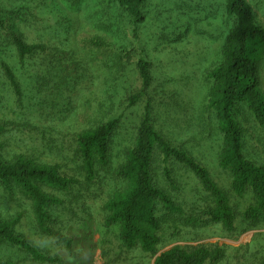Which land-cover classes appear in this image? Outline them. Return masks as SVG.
Returning a JSON list of instances; mask_svg holds the SVG:
<instances>
[{"label": "rangeland", "instance_id": "1", "mask_svg": "<svg viewBox=\"0 0 264 264\" xmlns=\"http://www.w3.org/2000/svg\"><path fill=\"white\" fill-rule=\"evenodd\" d=\"M225 1L145 0L144 19L135 24L136 31L130 25L120 33L101 20V2L94 0L80 11L62 7L76 25V33H66V26L56 29L54 17L40 15L37 8H32V0L26 1L29 7L25 0H0V19L7 27L20 33L27 44L47 48L44 54L21 60L7 33L0 32V128L4 129L0 155L5 160L22 155L59 166L62 174L77 182L70 195L48 190L62 201L50 209L56 220L52 231L70 241L68 246L40 230L31 203L18 190L8 194L0 184V218H19L17 233L49 257L50 261L43 264H154L159 255L173 247L220 249L224 256L217 264H259L264 259V222L258 226L238 224L229 234L221 225L194 227L180 220L169 221L155 256L140 248H125L120 229L106 226L105 204L125 186L115 171L134 145L149 100L156 129L208 170L230 197L237 215L254 203L250 195L237 198L232 193L230 178L219 167L222 137L217 121L206 111L212 85L209 74L221 61V48L232 26ZM247 1L264 28V0ZM50 7L47 12L51 15L54 8ZM43 18L44 25L39 23ZM57 51L69 54L64 58L69 61L64 72L49 65L59 55ZM139 60L151 63L153 83L150 99L144 97L132 107L129 99L143 89L136 69ZM1 64L11 69L16 87ZM258 68L264 92V60ZM61 78L65 80L58 83ZM117 119L120 127L111 139L110 165L94 183H89L74 157L76 137ZM235 120L244 128L243 153L253 163L264 166V130L247 114ZM156 156L154 183L181 203L186 214L211 205L208 195L183 165H172L173 190L164 175L160 152ZM20 248L0 244V259L40 264Z\"/></svg>", "mask_w": 264, "mask_h": 264}, {"label": "trees", "instance_id": "2", "mask_svg": "<svg viewBox=\"0 0 264 264\" xmlns=\"http://www.w3.org/2000/svg\"><path fill=\"white\" fill-rule=\"evenodd\" d=\"M26 1L24 3L29 7ZM93 1L32 0L30 4H33L32 8L39 10L40 15L54 17L56 29L66 26V33H76V25L63 12L62 7L80 11L88 8ZM99 1L104 15L101 20L112 25L120 33L130 25L131 28L133 27L132 30L136 31L135 24L141 23L144 19L145 0ZM225 4V12L227 18L231 19L232 26L221 48V61L209 74L212 85L206 111L211 112L217 121L222 137L218 157L219 167L228 174L232 193L237 198L250 195L254 203L241 216L237 215L231 205L230 197L218 186L208 170L188 152L173 146L156 129L150 112L151 100H149L137 128L134 145L126 152L125 162L115 171V176L125 186L115 191L105 204L106 226L120 229V241L129 250L140 248L145 254L157 255L169 221L174 223L180 220L187 226L194 227L208 224L221 225L229 234L236 231L238 224L250 223L258 226L264 222V166L253 163L243 153L244 128L235 120L236 116L247 114L259 128L264 130V92L260 88L258 79V64L264 60V28L259 25L254 9L247 0H226ZM50 6L54 8L51 15L47 12L51 10ZM39 23L46 24L45 18ZM0 32L7 33L21 60L36 53H46L45 46L27 44L20 33L7 27L3 19H0ZM2 43L0 38V44ZM66 55L69 54L60 52L59 55L54 56L56 57L53 58L54 62L49 65L64 72V67L69 65V61L64 59L67 58ZM1 67L8 80L16 87L17 81L11 69L6 64H1ZM136 69L143 89L140 94L129 99V105L132 107L144 97L150 99L149 91L153 83L150 62L139 60ZM64 80L61 78L56 82L61 83ZM119 127L120 119H117L87 130L76 137L74 157L87 182L94 183L102 171L105 172L109 167L111 139ZM26 129L23 130L27 131ZM3 130L0 128V134ZM21 131L22 129L18 130ZM158 152L165 165L164 175L169 186L174 190L175 181L171 177L172 165H183L210 198V206L203 209L196 208L192 213L186 214L181 203L156 186L153 165ZM76 183L75 180L62 174L59 166L42 164L22 155L11 160H5L0 155V184L4 186L5 192L13 194L18 190L31 203L32 215L40 230L49 237L65 242L67 246L70 241L59 233H53L51 227L56 220L52 219L50 209L61 205L62 201L48 190L70 195ZM18 220L19 218L14 220L0 218V244L21 247L20 249L40 264L49 262L48 256L40 253L17 233L15 226ZM174 231L177 234L178 230ZM175 233L172 232L171 235ZM223 256L224 253L220 249L211 251L199 247L185 250L173 247L159 255L154 264H217ZM0 264L16 263L0 259ZM259 264H264V259Z\"/></svg>", "mask_w": 264, "mask_h": 264}]
</instances>
